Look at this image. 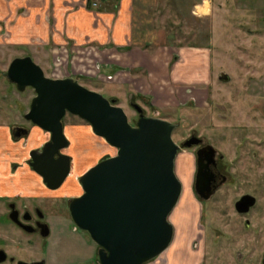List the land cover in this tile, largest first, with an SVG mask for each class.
Here are the masks:
<instances>
[{"label": "rangeland", "instance_id": "obj_1", "mask_svg": "<svg viewBox=\"0 0 264 264\" xmlns=\"http://www.w3.org/2000/svg\"><path fill=\"white\" fill-rule=\"evenodd\" d=\"M195 1L202 0H191L192 7ZM205 4L209 7L205 15L200 11L202 17L195 11H158L159 22L168 25L170 32L174 30L175 37L167 45L187 49L185 55L176 53L174 61L196 64V73L201 72V79L190 83L191 88L180 93L184 102L181 106L158 107L151 97L134 93L131 86L114 79L119 69L108 67V57L99 46L78 44L66 40L65 36H61V40L55 41L53 37L49 40L45 34L53 35L54 27L30 26L31 12L23 9L22 0H0V125L7 126L11 121L15 125H26L33 129V134L39 132L41 139L34 147L29 146L28 138L21 140L25 167L33 170L30 153L43 148L51 140V134L34 128L24 119L37 96L36 91L32 88L23 94L12 92L1 77L15 59L28 56L49 78H73L106 98L115 99L134 126L140 118L133 106L137 104L147 117L178 124L174 133L176 143L196 134L223 156L222 164L231 178L229 184L208 204L194 199L192 206L193 198L182 195L170 216V222L177 228L176 238L162 256L149 264H259L264 258V0H205ZM100 5V0L91 4L96 9ZM223 73L229 76V81L221 79ZM64 126L65 132H73L68 138L70 147L64 151L70 155L72 149L74 154L67 190L78 185L83 192L81 177L100 161L116 156L118 150L95 135L91 124L78 116L69 113ZM188 167L189 173L194 174V152L182 150L176 161V173L182 183L187 178L188 173L184 171ZM63 194L64 191H60V195ZM245 194L255 196L258 204L249 215L242 216L237 213L235 204ZM40 198L22 197L20 202L46 203L48 208L42 206L49 216L54 215L53 212L59 215L67 211L60 202L48 206L55 201L52 198ZM7 201L0 197V209H5ZM187 212L188 215L193 213V220L187 217ZM247 221L250 226L246 225ZM7 224L0 229V242L6 240L12 249L25 252L22 253L24 258H28L27 254L44 256L46 245L40 236L26 235L16 226ZM190 226L193 231H187ZM57 240H49V251L52 246L59 250ZM94 247L97 259V245ZM76 249L79 246H73L74 258L70 261L81 258ZM64 256L58 252L50 261L63 262Z\"/></svg>", "mask_w": 264, "mask_h": 264}, {"label": "water", "instance_id": "obj_2", "mask_svg": "<svg viewBox=\"0 0 264 264\" xmlns=\"http://www.w3.org/2000/svg\"><path fill=\"white\" fill-rule=\"evenodd\" d=\"M9 77L20 90L32 87L36 91L26 118L50 133L51 141L42 151L31 152L30 164L50 189H59L72 172V157L63 153L70 147L64 126L69 113L91 124L95 135L118 150L81 177L83 193L70 203L77 227L100 247L102 264H149L162 256L174 240L170 216L183 194L176 173L181 149L174 140L178 124L147 117L134 104L140 114L134 126L115 99L73 78L47 77L30 56L15 59ZM221 79L230 80L225 73ZM198 185L203 186L200 177ZM256 202L246 195L237 208L247 213Z\"/></svg>", "mask_w": 264, "mask_h": 264}, {"label": "crops", "instance_id": "obj_3", "mask_svg": "<svg viewBox=\"0 0 264 264\" xmlns=\"http://www.w3.org/2000/svg\"><path fill=\"white\" fill-rule=\"evenodd\" d=\"M93 1L22 0V4L31 12L30 26L54 27L56 34H45L49 40L65 36L78 44L97 45L108 57V67H118L115 80L131 86L134 93L151 97L155 106H181L184 102L180 93L201 79V72L196 73V64L174 61L176 53L185 55L187 49L167 45L175 37L174 30L170 32L168 25L159 22L158 11H195L201 16L209 7L205 0L195 1L193 7L191 0H100L99 9L91 6ZM0 133V197L8 200L60 195V191L50 192L43 178L25 167L22 139H15L4 127H0ZM38 133L28 138L29 146L40 142ZM66 134L70 139L73 132L67 130ZM68 184L61 190L64 194L82 193L78 185L67 190Z\"/></svg>", "mask_w": 264, "mask_h": 264}, {"label": "flooded vegetation", "instance_id": "obj_4", "mask_svg": "<svg viewBox=\"0 0 264 264\" xmlns=\"http://www.w3.org/2000/svg\"><path fill=\"white\" fill-rule=\"evenodd\" d=\"M1 78L5 79V81L8 84V89L11 90L12 88V92L16 90L17 92L23 94L27 89H32V87H27L24 91L20 90L18 84L12 82V80L10 79L9 71L7 73H3ZM5 98L7 99L8 96H5ZM26 115L27 114L24 115V119L27 120L28 123L32 124L34 128H39L40 130H43L39 126L35 125L33 122L29 121L26 118ZM0 127L7 128L9 133L15 139L29 138L33 134V129L31 130L26 125H19V124L15 125L14 122L12 121L7 126L0 125ZM1 134L2 133H0V135ZM185 144H189V147H184ZM44 145H46V143ZM179 145L181 146L179 154L182 150H190L194 152V159H195L194 174L189 173L190 170L189 167H188L189 169L187 168L188 170L184 171L185 173H188V175H186L187 178L183 180L182 195L186 194L187 198L188 197H190V199L193 198L191 201L192 206H194L193 204L194 199L204 204L210 203L218 195V193L227 184H229L231 180L228 173L225 172V167L223 166L224 164H222L223 156L220 155L218 150L213 145L209 144L206 141V139L196 134H193L190 138L186 139L184 142L179 143ZM210 146H212L214 150L213 149L211 150L209 148ZM43 148H41L39 151H42ZM191 168L193 170V167ZM179 170L181 173L182 169ZM199 177H200V181L203 182V186L198 185ZM68 179L66 180V182L68 181ZM66 182L59 189L56 190L50 189L45 182L44 184L50 192L57 193L61 191V188L63 189V187L66 185ZM80 195L70 196L69 194H63L62 196L54 195V196L46 197L48 199L52 198L55 200L54 202H49L48 206L52 204L55 205L56 202L57 203L60 202V206L64 205L67 208V211L66 210L62 211V214L55 215V213L53 212L52 214L54 215L51 216H49V214L46 213L45 209L42 206V204H44L45 208H48L46 203L39 204V202L36 201L30 202L31 200H23V202H20L21 197H16L15 199H8L9 201H7L5 205V209H0V229L6 228L8 226L7 223H10L13 226L19 228L26 235L40 236L42 240L45 242L46 246L44 250L45 252L43 253L44 256L38 257L37 255L30 256L29 254H27L28 258H24L25 254L22 253L25 252L12 249L13 246L7 244L6 240L4 239L5 237H2V240L3 241L5 240L4 241L5 243L2 241L0 242V264H102L99 256L100 247L92 240L88 232L83 231L79 227H77L71 215L70 203L73 199L79 197ZM246 195H250V194L243 195L235 204L237 213H239L242 216L249 215L251 211L258 204V199L252 195L257 200L256 204L250 209L249 212L247 213L240 212L237 208V204ZM190 210L192 209H189V211ZM188 213L189 212H187V217L193 220V216H192L193 213L192 215H188ZM248 222L250 221H247L246 225L250 226V224H247ZM191 228L192 227L190 226V228H186V229L188 231ZM176 231L177 228H175L174 239L176 238ZM190 231H193V229H191ZM54 238L55 240L59 239L56 242L59 250H57V248H54L52 246L50 247V251H49L48 250L49 245H47V243L49 242L50 239H54ZM13 240L16 239L13 238ZM15 242L19 244L18 240ZM30 242L31 241L29 240V243ZM203 243L205 244L206 240H204ZM94 245H97V255H98L97 259L95 258L96 250ZM73 246H79V249H76V254L78 253L81 256V258L70 261L72 260V258H74L73 250H72ZM58 252L60 253L61 256L65 255L64 258L66 260L63 262H51L50 258L52 257V255L57 254ZM45 255L47 257H45ZM208 263L209 262H199V264H208ZM250 263L252 264V262H234L233 264H250ZM209 264H213V263L210 262ZM259 264H264V258H263V262H259Z\"/></svg>", "mask_w": 264, "mask_h": 264}]
</instances>
